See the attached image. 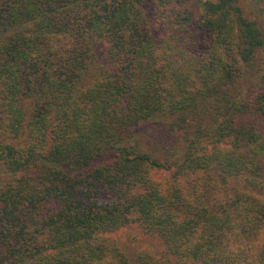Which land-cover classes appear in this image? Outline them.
I'll return each instance as SVG.
<instances>
[{
	"label": "trees",
	"instance_id": "16d2710c",
	"mask_svg": "<svg viewBox=\"0 0 264 264\" xmlns=\"http://www.w3.org/2000/svg\"><path fill=\"white\" fill-rule=\"evenodd\" d=\"M263 1L0 0V264H264Z\"/></svg>",
	"mask_w": 264,
	"mask_h": 264
},
{
	"label": "rangeland",
	"instance_id": "374dc122",
	"mask_svg": "<svg viewBox=\"0 0 264 264\" xmlns=\"http://www.w3.org/2000/svg\"><path fill=\"white\" fill-rule=\"evenodd\" d=\"M261 6H264V1L261 3ZM245 13L247 16H253L248 7ZM258 18L264 32V11ZM108 237L115 240L130 258H135L140 252L159 255L160 251L163 250L161 240L153 234L144 232L136 222H131L118 231L109 234Z\"/></svg>",
	"mask_w": 264,
	"mask_h": 264
}]
</instances>
